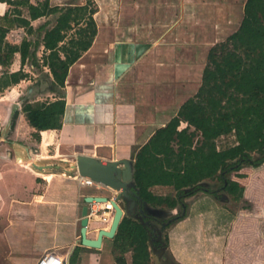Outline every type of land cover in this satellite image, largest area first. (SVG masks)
Instances as JSON below:
<instances>
[{
	"label": "crops",
	"instance_id": "obj_1",
	"mask_svg": "<svg viewBox=\"0 0 264 264\" xmlns=\"http://www.w3.org/2000/svg\"><path fill=\"white\" fill-rule=\"evenodd\" d=\"M29 1L36 5L44 0ZM88 1L97 6L96 35L90 48L68 68L63 87L56 86L49 100L65 101L61 128L37 131L26 121L22 108L15 110L13 128L11 114L0 120V264H36L48 252L64 264H116L119 252L114 238H103L101 247L94 249L81 244L80 232L85 198L105 197L109 202L117 193L99 185L80 186L71 166L78 157L104 166L129 161L128 186L140 197L134 183L137 154L196 97L202 85L204 46L195 27L187 28L185 23L187 8L198 13L201 0H136L131 4L125 0H49V5L66 9ZM11 9L0 1V16ZM23 15L28 18L26 10ZM60 15L31 21L33 31L28 35L40 36V41L36 44L27 35L21 38L31 43V53L36 54V46L43 55L49 53L42 38ZM74 32L69 31L55 49L61 60L65 59L63 48L66 53L72 50L67 42ZM15 59L20 69V55L15 54L13 63ZM10 67V72L19 70ZM48 75L53 82L50 71ZM45 132L51 136L43 146ZM242 185L244 203H255V196L264 195V190H252L250 176ZM146 186L154 196L168 198L175 206H156L132 196L117 202L122 219L130 218L147 231L145 264L264 262V226L260 227L264 224L251 219V210L235 209L231 193L224 188L180 199L173 187L159 185L155 178ZM102 207L88 205L89 239L110 228L114 213L103 222L97 211ZM157 225L163 230V243L158 240L162 232H156ZM124 258L126 264H134L132 251Z\"/></svg>",
	"mask_w": 264,
	"mask_h": 264
},
{
	"label": "trees",
	"instance_id": "obj_2",
	"mask_svg": "<svg viewBox=\"0 0 264 264\" xmlns=\"http://www.w3.org/2000/svg\"><path fill=\"white\" fill-rule=\"evenodd\" d=\"M12 9L0 16V92L15 86L27 77L23 66L29 58L31 43L23 39L14 45L6 40L15 28L32 33L31 21L54 13H61L57 23L46 30L42 38L45 52L44 66L50 70L54 81L52 87H63L68 68L92 45L97 32L93 18L96 7L91 2L82 7L59 9L50 7L49 0L30 3L29 0H0ZM24 10L28 18L24 17ZM75 29L68 40L72 49L61 60L55 49L66 39V34ZM15 54L20 55L21 68L10 72ZM34 64V62L32 63ZM53 90V88H52ZM65 111V101L27 102L22 107L28 124L37 131L60 129ZM18 111L13 113V128ZM181 122L194 127L187 133L178 130ZM196 132H200V145L193 149ZM234 134L238 145L217 151L214 140L220 136ZM46 146L50 133H43ZM172 144L177 146L175 150ZM247 151L264 154V0H246L243 18L238 30L225 42L214 45L208 54V65L204 68L202 85L195 98L187 101L166 128L159 130L150 143L137 154L134 166V183L140 197L156 206H175L168 198L154 196L147 190L146 183L156 179L157 184L171 186L182 199L198 191L215 194L200 183L207 178L217 177L223 187L236 195L239 185L225 178L227 172L244 163L259 166L262 159L254 160ZM234 161V162H232ZM236 196H234V199ZM148 236L144 226L124 217L114 236V246L119 252L116 264H126L124 254L132 251L134 264H145L148 260Z\"/></svg>",
	"mask_w": 264,
	"mask_h": 264
},
{
	"label": "rangeland",
	"instance_id": "obj_3",
	"mask_svg": "<svg viewBox=\"0 0 264 264\" xmlns=\"http://www.w3.org/2000/svg\"><path fill=\"white\" fill-rule=\"evenodd\" d=\"M125 1L129 4L136 3V0ZM200 2L201 3L198 6V13L190 7L187 8L188 18L185 23L187 28L195 27L197 30V38H199L203 43L204 49L202 61L203 68H205L208 65V54L210 49L215 44L225 42L229 36L238 30L243 18V7L246 0H201ZM94 5L96 6V3H94ZM195 12L198 19L194 22ZM25 32L26 31L24 29H12L7 36V41L11 44H18L20 43L21 38L25 35H27L26 38L34 40L36 44L37 41H40V36H30L28 35L29 33L25 34ZM35 48L36 58L34 61L32 58H29L27 63L23 66V70L27 74V77L17 85L7 88L1 92L2 94H0V120L9 114H11L10 116L12 119L13 112L18 108L21 109L27 102H33L35 100L46 102L51 98H54V94H51V91H54V87L53 90L50 88L52 87V81L48 75L50 70L43 64L44 55L40 50V46H36ZM33 62L34 64H32ZM19 67L18 59H15V62L10 67V70L15 71L18 70ZM2 72L3 69H0V75ZM179 127L181 130L187 128V133L195 130L194 127L189 126L187 123H183ZM195 134L196 138L193 139V149L195 147L197 148L202 140L200 132H196ZM214 143L216 145V150L219 152L234 148L238 145L234 134L220 136L214 140ZM172 146L175 150L177 149L175 144H172ZM247 153L250 154L254 160L262 159L264 157L263 153L256 151H247ZM225 176V178H228L229 181L236 180L234 182L239 185L236 195H230L228 193L232 206L235 209L244 207L245 210H251V219L264 224V195L254 197L256 204L253 202H242L244 197L242 182L246 177H251L252 190L256 192H258L259 189L264 190V162L259 166H251L244 163L238 168H234L227 172ZM205 180L206 181L202 183L203 188L219 190V192H222V188H224L223 182L217 177V175L216 177L214 176ZM256 194L257 193H254V195ZM234 196H236V199H234ZM248 211L246 214L249 213ZM179 213L180 211H178V214ZM261 226L264 225H260V227ZM156 232H162L160 237H158V240L163 243L164 233L160 225H157ZM261 263L264 264L263 261H261Z\"/></svg>",
	"mask_w": 264,
	"mask_h": 264
},
{
	"label": "water",
	"instance_id": "obj_4",
	"mask_svg": "<svg viewBox=\"0 0 264 264\" xmlns=\"http://www.w3.org/2000/svg\"><path fill=\"white\" fill-rule=\"evenodd\" d=\"M72 171L76 172L81 177H86L94 181L97 185L106 187L114 191L116 196L110 200L114 215L110 228L108 230H100L95 239H89L86 236V231L88 227V205L92 202L99 204H106L108 202L105 197H86L84 202L86 206L82 211L81 220V232H80V242L83 246L99 249L103 238H114L118 226L121 222L123 212L117 202L120 198H129L132 196L135 200H140V197L130 190L128 183L131 180V169L129 161L112 162L107 165H101L92 158L78 157L76 162L71 166ZM122 167V168H121ZM225 199V198H223ZM135 205V201L131 203V206ZM141 213L143 211L141 210ZM153 214L160 212H152Z\"/></svg>",
	"mask_w": 264,
	"mask_h": 264
},
{
	"label": "built area",
	"instance_id": "obj_5",
	"mask_svg": "<svg viewBox=\"0 0 264 264\" xmlns=\"http://www.w3.org/2000/svg\"><path fill=\"white\" fill-rule=\"evenodd\" d=\"M76 181L80 186H97V184L92 181L89 178L86 177H76ZM99 205V203L92 202L90 205ZM112 205L110 202H107L106 204H103V207L101 209H98L97 211L101 212L102 221L106 222L110 219L111 213H114V209L112 210ZM36 264H64V260L59 258L57 255H55L52 252L45 253L42 255L36 262Z\"/></svg>",
	"mask_w": 264,
	"mask_h": 264
},
{
	"label": "bare ground",
	"instance_id": "obj_6",
	"mask_svg": "<svg viewBox=\"0 0 264 264\" xmlns=\"http://www.w3.org/2000/svg\"><path fill=\"white\" fill-rule=\"evenodd\" d=\"M112 210H113V208H112Z\"/></svg>",
	"mask_w": 264,
	"mask_h": 264
}]
</instances>
